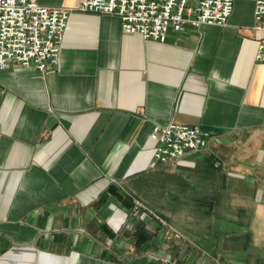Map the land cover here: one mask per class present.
I'll return each instance as SVG.
<instances>
[{"label":"crops","instance_id":"obj_1","mask_svg":"<svg viewBox=\"0 0 264 264\" xmlns=\"http://www.w3.org/2000/svg\"><path fill=\"white\" fill-rule=\"evenodd\" d=\"M83 1L39 0L71 10L57 66L0 72V264H131L116 249L141 243L145 226L117 238L116 194L150 171V133L168 123L210 135L173 165L226 212L220 237L235 246L220 263L264 264L254 3L235 0L225 26L188 24L160 43L125 34L117 16L77 11Z\"/></svg>","mask_w":264,"mask_h":264},{"label":"built area","instance_id":"obj_2","mask_svg":"<svg viewBox=\"0 0 264 264\" xmlns=\"http://www.w3.org/2000/svg\"><path fill=\"white\" fill-rule=\"evenodd\" d=\"M235 0H84L80 12L117 16L125 34L164 43L169 31L186 25L225 26ZM254 3L253 30L261 34L254 59L264 65V0ZM71 10L47 7L39 0H0V72L12 62L45 73L57 66ZM210 135L198 126L168 123L150 133L155 143L150 170L172 165L208 145Z\"/></svg>","mask_w":264,"mask_h":264},{"label":"rangeland","instance_id":"obj_3","mask_svg":"<svg viewBox=\"0 0 264 264\" xmlns=\"http://www.w3.org/2000/svg\"><path fill=\"white\" fill-rule=\"evenodd\" d=\"M155 171L130 179L116 194L125 220L117 238L144 226L145 237L144 243L136 239L134 244H119L115 257L131 264H221L219 254L234 250L235 243L220 237L219 223L226 212L211 205L218 196L204 194L195 187L199 180L173 164Z\"/></svg>","mask_w":264,"mask_h":264},{"label":"trees","instance_id":"obj_4","mask_svg":"<svg viewBox=\"0 0 264 264\" xmlns=\"http://www.w3.org/2000/svg\"><path fill=\"white\" fill-rule=\"evenodd\" d=\"M155 172H156L155 170L154 171L153 170H150L148 172H145V173L140 174L138 177H136L134 179H140V178L143 179V178H146L149 175H153ZM141 243H144V242H141Z\"/></svg>","mask_w":264,"mask_h":264}]
</instances>
